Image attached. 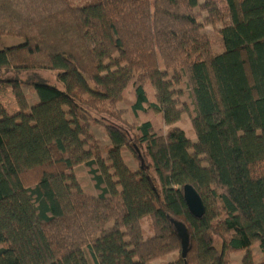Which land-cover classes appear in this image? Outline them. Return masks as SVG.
Masks as SVG:
<instances>
[{"label":"trees","instance_id":"obj_1","mask_svg":"<svg viewBox=\"0 0 264 264\" xmlns=\"http://www.w3.org/2000/svg\"><path fill=\"white\" fill-rule=\"evenodd\" d=\"M3 36L0 264H264V0H0ZM36 71L61 86L17 77Z\"/></svg>","mask_w":264,"mask_h":264},{"label":"rangeland","instance_id":"obj_2","mask_svg":"<svg viewBox=\"0 0 264 264\" xmlns=\"http://www.w3.org/2000/svg\"><path fill=\"white\" fill-rule=\"evenodd\" d=\"M74 1L80 2L81 0H74ZM221 7L225 8V5L223 3H221ZM202 15L205 18L207 16V12H202ZM220 26H221V23H219L217 26L209 25L206 27V31L209 34H211L214 38V47L216 49H222V46L220 44L221 39L219 38L218 31H217V28H219ZM21 42H22L21 39H18L15 37L3 36V37H0V48L11 47L14 45H18ZM17 77H19L23 80L46 82V83H49V84L54 85V86H59V87L61 86L60 82L57 80L56 72H54V71H36V72H33V74H29L28 72H24V73H21L20 75H18ZM24 89H25L26 93H29V87L28 86H25ZM10 92H11V89L7 88L6 86L0 87V96L6 98L4 105L7 108V110H11V111L19 110L18 103H17L16 99L10 95ZM186 99H187V96H184L182 98V100H186ZM120 106L124 107V108L126 107V105H124V104H121ZM126 118L130 122H132V117L130 116V114H127ZM177 126L184 129L186 131V133L188 134V136L192 140H194V141L197 140V136L193 134V126H192V122H191V119H190L188 114L184 115L183 121L177 123ZM92 128L95 132L96 138L99 140V144H100V148L102 150L103 157L107 160L108 164H110V161L108 159L109 154H108L107 149H106V147L110 143V140H109L107 134L105 133L102 125H100V124L93 125ZM124 155L128 157L127 163L129 164V166L134 167V168H138V165L135 162V157L130 150L126 151L124 153ZM75 172L78 176V179L85 183V189L94 191V184L91 180V177H90L88 170L85 167V165H80V166L76 167ZM144 228L147 230L149 235L152 234V232L149 230L148 224H145ZM253 253L257 257V259L260 261L261 257H262V253H261L259 247H257V245L254 246ZM169 256H170L169 258H171L172 254ZM231 256H232V259L234 260L233 264H243L242 263L243 257L241 254L232 253ZM155 264H159L158 260H157V262H155Z\"/></svg>","mask_w":264,"mask_h":264},{"label":"water","instance_id":"obj_3","mask_svg":"<svg viewBox=\"0 0 264 264\" xmlns=\"http://www.w3.org/2000/svg\"><path fill=\"white\" fill-rule=\"evenodd\" d=\"M184 197L192 214L201 218L206 212V205L197 189L191 184H186L184 186ZM172 223L174 224L175 230L182 242V255L186 258L191 240L189 229L181 220L172 219ZM186 264L188 263L186 262Z\"/></svg>","mask_w":264,"mask_h":264},{"label":"crops","instance_id":"obj_4","mask_svg":"<svg viewBox=\"0 0 264 264\" xmlns=\"http://www.w3.org/2000/svg\"><path fill=\"white\" fill-rule=\"evenodd\" d=\"M170 260H171V258H170ZM155 262H157V260L154 261L153 264H155ZM161 262H162V260H158V263H159V264H161Z\"/></svg>","mask_w":264,"mask_h":264}]
</instances>
